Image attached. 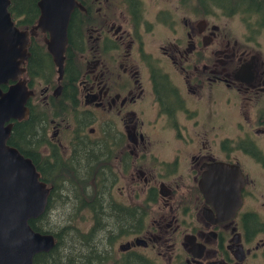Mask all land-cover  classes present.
Returning <instances> with one entry per match:
<instances>
[{
	"label": "flooded vegetation",
	"instance_id": "obj_1",
	"mask_svg": "<svg viewBox=\"0 0 264 264\" xmlns=\"http://www.w3.org/2000/svg\"><path fill=\"white\" fill-rule=\"evenodd\" d=\"M76 1L61 77L39 14H10L8 84L36 122L8 145L85 195L73 264H264V0Z\"/></svg>",
	"mask_w": 264,
	"mask_h": 264
},
{
	"label": "water",
	"instance_id": "obj_2",
	"mask_svg": "<svg viewBox=\"0 0 264 264\" xmlns=\"http://www.w3.org/2000/svg\"><path fill=\"white\" fill-rule=\"evenodd\" d=\"M10 0H0V264H33L41 253L56 245L55 236L34 231L29 222L46 210L50 189L29 158L7 144L12 123L26 119L30 95L25 83L16 81L24 69L29 45L26 32L19 31L11 20ZM39 18L35 29L48 35L46 47L63 73L67 29L76 0H38ZM7 86L3 91L1 87Z\"/></svg>",
	"mask_w": 264,
	"mask_h": 264
},
{
	"label": "trees",
	"instance_id": "obj_3",
	"mask_svg": "<svg viewBox=\"0 0 264 264\" xmlns=\"http://www.w3.org/2000/svg\"><path fill=\"white\" fill-rule=\"evenodd\" d=\"M11 4L9 7V12L11 14H39V10L36 6L38 0H10ZM36 124L35 121H32L31 118L21 122H15L13 125V134L20 135V133L25 130L32 132L33 125ZM27 139L28 136H24ZM30 138V136H29ZM20 143H23V140H19ZM7 144L10 145L8 140ZM26 153H22L24 157H27ZM28 158V157H27ZM34 163V162H33ZM36 163V164H35ZM34 164L38 165V162ZM44 176H41L43 179ZM49 179V178H48ZM54 181V182H53ZM54 189L50 192L47 207L45 213L36 220L29 222L31 228L42 234H52L56 237V245L49 253H41L34 257L33 264H73L74 257V234L72 215L71 218L67 220L69 215H61L64 219V223L58 224L54 222L53 224L47 220V215L52 210L63 209V207L69 206L73 209L74 200L78 199L81 204H84L82 198L85 196L82 193L72 194V193H60L58 189L55 188V183L60 186L62 180H53ZM58 190V191H57ZM76 198V199H75ZM72 212V210H71ZM63 213V212H62ZM66 255H63V253ZM63 255V256H62Z\"/></svg>",
	"mask_w": 264,
	"mask_h": 264
},
{
	"label": "rangeland",
	"instance_id": "obj_4",
	"mask_svg": "<svg viewBox=\"0 0 264 264\" xmlns=\"http://www.w3.org/2000/svg\"><path fill=\"white\" fill-rule=\"evenodd\" d=\"M71 210H72V207H71V204H70V207L69 206H66V207H63V209H59V210H52V211H50L49 213H48V215H47V220L49 221V222H51L52 224L54 223V222H56V223H58V224H60V226H61V224H63L64 223V219L65 218H63L64 217V215L66 216V215H69L68 216V218H67V220H69L70 218H71V216H70V214L72 213L71 212ZM63 212V213H62ZM83 218H87V214H86V212H83ZM61 215H63V217L61 216ZM72 215V214H71ZM71 223L72 224H77V222H76V220H75V222H74V217H72V221H71ZM81 226H83V225H81ZM67 253V252H66ZM66 253L64 252L63 253V255H66ZM62 255V256H63Z\"/></svg>",
	"mask_w": 264,
	"mask_h": 264
}]
</instances>
